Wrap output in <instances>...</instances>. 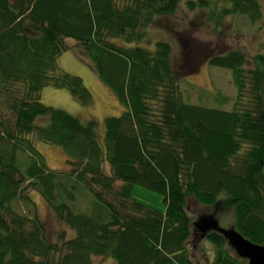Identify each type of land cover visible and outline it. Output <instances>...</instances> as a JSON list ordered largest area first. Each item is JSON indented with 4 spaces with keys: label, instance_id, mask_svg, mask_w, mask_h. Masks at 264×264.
Returning <instances> with one entry per match:
<instances>
[{
    "label": "trees",
    "instance_id": "16d2710c",
    "mask_svg": "<svg viewBox=\"0 0 264 264\" xmlns=\"http://www.w3.org/2000/svg\"><path fill=\"white\" fill-rule=\"evenodd\" d=\"M180 1L0 0V264H92V256L115 264H197L192 242L201 235L200 218L230 210L232 228L263 244L264 54L248 67L238 50L207 49L205 62L230 72L232 107L186 103L179 80L187 49L175 68L169 43L137 45L154 17L173 14ZM223 2L207 14L216 26L226 17L251 25L261 19L260 0ZM185 5L195 11L210 3ZM68 40L124 106L120 116L104 119L101 139L95 121L40 100L51 87L82 106L90 102L82 80L58 67ZM37 142L60 148L70 166L64 178L46 165ZM76 185L94 198L88 213L70 207ZM134 185L159 194L164 212L134 201ZM32 193L72 237L48 238ZM19 202L28 213L17 211ZM190 204L202 207L196 218ZM202 239L214 252L211 260L199 255L206 264H247L221 234L209 230Z\"/></svg>",
    "mask_w": 264,
    "mask_h": 264
},
{
    "label": "rangeland",
    "instance_id": "374dc122",
    "mask_svg": "<svg viewBox=\"0 0 264 264\" xmlns=\"http://www.w3.org/2000/svg\"><path fill=\"white\" fill-rule=\"evenodd\" d=\"M186 1L181 0L173 14L154 17L152 24L144 30L143 37L137 45L153 50L157 41L169 43L172 52L171 62L175 68H178L181 63L183 50L187 49L190 54V58L184 63L187 72L179 80L183 101L191 105L229 110L236 95L230 72L209 66L203 55L207 49H214L218 53L238 50L244 55L246 66L253 67V56L264 54V0H260L261 19L256 24L251 25L242 17L235 16L224 18L219 26L208 20L207 14L211 9H221L224 5L223 0H208L210 3L208 8L195 11L187 9ZM181 41H183V46ZM115 42L122 43L120 40H115ZM67 44L71 49L58 57V67L62 72L82 80L90 94V102L82 106L71 97L67 90L51 87L42 90L40 100L44 105L63 110L81 122L95 121L97 135L101 139L104 134V119L120 116L124 106L98 79L91 68L89 59L74 49L72 41L68 40ZM49 88L56 91L57 94L46 93L47 90H50ZM223 97L227 98L225 102L222 101ZM36 149L46 165L61 174L60 179L68 174L70 166L58 146L37 142ZM71 184V181L65 183L67 190ZM72 194L73 200L69 202L70 207L75 212L88 213L94 203L92 195L78 185ZM130 197L161 213L165 210L162 197L144 187L132 186ZM31 198L36 205L37 217L44 225L47 236L52 242L59 241L58 236L61 232L64 233L65 238L73 236L67 227L59 224L49 213L45 202L39 195L32 193ZM16 207L17 211L28 213V208L23 203L19 202ZM201 208L198 205L190 204L188 212L196 218ZM216 220L219 229L228 230L234 226V215L231 210L218 213ZM192 243V251L198 256L197 264L208 262V260L199 257L201 253L208 259H212L213 249L207 241L202 239L201 235ZM91 261L92 264H115L112 259L100 256H92Z\"/></svg>",
    "mask_w": 264,
    "mask_h": 264
},
{
    "label": "water",
    "instance_id": "95a60500",
    "mask_svg": "<svg viewBox=\"0 0 264 264\" xmlns=\"http://www.w3.org/2000/svg\"><path fill=\"white\" fill-rule=\"evenodd\" d=\"M198 230L201 232V237L209 230L221 234L228 246L239 258L246 260L247 264H264V241L262 245H254L240 236L233 228L219 229L217 220L211 216L200 218Z\"/></svg>",
    "mask_w": 264,
    "mask_h": 264
},
{
    "label": "crops",
    "instance_id": "0c3cea01",
    "mask_svg": "<svg viewBox=\"0 0 264 264\" xmlns=\"http://www.w3.org/2000/svg\"><path fill=\"white\" fill-rule=\"evenodd\" d=\"M49 89H50V88H49ZM109 91H110V90H109ZM46 93H48V94H57L56 91H53V90H51V89H50V90H47ZM113 95H114V94H113ZM76 110H78V109H76ZM123 110H124V107H123ZM120 113H121V112H120Z\"/></svg>",
    "mask_w": 264,
    "mask_h": 264
}]
</instances>
